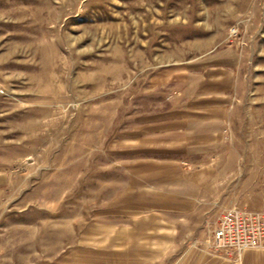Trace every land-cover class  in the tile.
Listing matches in <instances>:
<instances>
[{
    "label": "rangeland",
    "instance_id": "rangeland-1",
    "mask_svg": "<svg viewBox=\"0 0 264 264\" xmlns=\"http://www.w3.org/2000/svg\"><path fill=\"white\" fill-rule=\"evenodd\" d=\"M233 58L238 167L167 255L206 249L246 177L264 198V0H0V264L159 254L126 229L143 217L133 198L156 157L187 152L154 142L152 128L182 98V66Z\"/></svg>",
    "mask_w": 264,
    "mask_h": 264
},
{
    "label": "crops",
    "instance_id": "crops-1",
    "mask_svg": "<svg viewBox=\"0 0 264 264\" xmlns=\"http://www.w3.org/2000/svg\"><path fill=\"white\" fill-rule=\"evenodd\" d=\"M236 64L237 58H233L213 66H182L188 71L182 90L178 91L182 98L174 102V112L170 111L152 128L154 142L159 139V143L167 145L163 148L186 151L187 155L156 157L160 162L153 163L152 176H145L144 183L151 184L146 187L147 194L140 198L138 192H142L137 190V197L133 198L144 207L132 212L143 217L136 224L128 223L126 229L129 234L135 231L136 236L142 235L144 244L160 248L159 254L144 255L139 261L143 264H264V248H246L239 260L194 245H188V250L178 255L163 253L177 244L187 226L190 228L193 216L202 213L203 203L213 196L222 178L235 173L238 167L227 133ZM5 181V176L0 175V184ZM243 183L238 205L263 209V195L256 196L257 191L249 189V177ZM147 213L151 217L144 216Z\"/></svg>",
    "mask_w": 264,
    "mask_h": 264
},
{
    "label": "built area",
    "instance_id": "built-area-1",
    "mask_svg": "<svg viewBox=\"0 0 264 264\" xmlns=\"http://www.w3.org/2000/svg\"><path fill=\"white\" fill-rule=\"evenodd\" d=\"M193 241L192 245H196ZM203 246L210 252L239 260L246 248H264V208L248 209L233 204L223 207Z\"/></svg>",
    "mask_w": 264,
    "mask_h": 264
}]
</instances>
